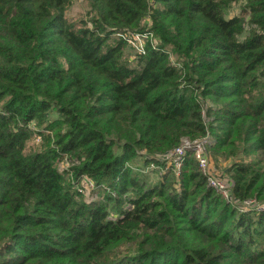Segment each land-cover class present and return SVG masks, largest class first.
<instances>
[{
    "label": "trees",
    "instance_id": "trees-1",
    "mask_svg": "<svg viewBox=\"0 0 264 264\" xmlns=\"http://www.w3.org/2000/svg\"><path fill=\"white\" fill-rule=\"evenodd\" d=\"M83 1L0 0V264H264V0Z\"/></svg>",
    "mask_w": 264,
    "mask_h": 264
},
{
    "label": "built area",
    "instance_id": "built-area-1",
    "mask_svg": "<svg viewBox=\"0 0 264 264\" xmlns=\"http://www.w3.org/2000/svg\"><path fill=\"white\" fill-rule=\"evenodd\" d=\"M132 39L135 40L136 35L129 39L130 43H134V40L132 42ZM207 143V140L191 141L185 138L182 140L181 144L166 157V159L168 161V164L175 169L176 174L179 175L185 162L187 152L193 151L194 156L198 162V166L201 172L206 176L209 186L215 188L218 192H220V194H223L225 198H229L231 185L229 182L219 180L214 174L215 170L212 167L211 160L209 159L207 153ZM82 185L85 190V194H87V192L90 193V190L94 187V182L89 178L84 177ZM246 203L248 205L247 207H249L250 209L254 208L257 211L264 210V203H257L254 200L246 201Z\"/></svg>",
    "mask_w": 264,
    "mask_h": 264
},
{
    "label": "rangeland",
    "instance_id": "rangeland-1",
    "mask_svg": "<svg viewBox=\"0 0 264 264\" xmlns=\"http://www.w3.org/2000/svg\"><path fill=\"white\" fill-rule=\"evenodd\" d=\"M88 7L87 4L83 0H74L73 5L68 9L67 11V17L71 20H80V19H85L88 20ZM240 13V7L236 6L234 9L231 10L229 13V16H234ZM89 26H91V23L88 21ZM134 39H132L133 42ZM145 37L144 36H138L136 34V39L134 40V43H130L131 45L126 48V54L131 56L132 59L136 56V53L143 48V43H144ZM40 143L39 138H34L30 141V147H37V145ZM208 157L211 160L212 167L215 170V175L217 178L221 181H226L229 182L230 185L232 184L230 176H228L226 169L229 167L230 160L225 159L224 157H216L211 155L209 152ZM66 165V164H65ZM146 168H144L145 170ZM151 169V168H149ZM145 172L148 174L147 180L151 181L152 183H155L156 180L158 179V174L156 172H152L146 169ZM215 189V188H214ZM230 188V193L232 192ZM216 190V189H215ZM89 192H87L88 194ZM220 193V192H219ZM223 195V194H221Z\"/></svg>",
    "mask_w": 264,
    "mask_h": 264
}]
</instances>
